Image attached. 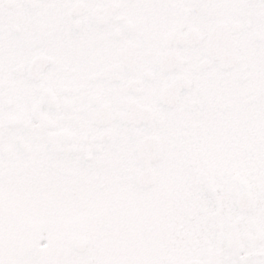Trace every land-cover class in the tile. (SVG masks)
I'll return each instance as SVG.
<instances>
[{"label": "snow or ice", "instance_id": "snow-or-ice-1", "mask_svg": "<svg viewBox=\"0 0 264 264\" xmlns=\"http://www.w3.org/2000/svg\"><path fill=\"white\" fill-rule=\"evenodd\" d=\"M0 264H264V0H0Z\"/></svg>", "mask_w": 264, "mask_h": 264}]
</instances>
